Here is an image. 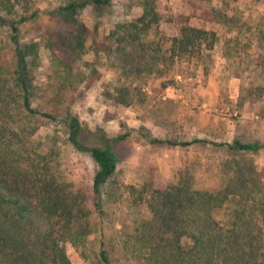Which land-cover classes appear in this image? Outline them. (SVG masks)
Returning a JSON list of instances; mask_svg holds the SVG:
<instances>
[{"label":"rangeland","instance_id":"1","mask_svg":"<svg viewBox=\"0 0 264 264\" xmlns=\"http://www.w3.org/2000/svg\"><path fill=\"white\" fill-rule=\"evenodd\" d=\"M81 1L10 0L15 14L29 18L19 26V42L28 49L21 70L34 86L32 104L58 118L32 120L30 148L39 163L32 176L41 184L55 183L62 198L70 201L77 193L81 199L69 218L53 219L72 263L98 264L105 237L113 264H139L133 254L143 235L150 229L167 237L175 233L171 212L205 216L191 204L168 203L185 182L212 195L229 185L238 188L218 199L213 221L227 229L241 205L247 210L256 204L254 216L264 234V149L238 153L225 146L236 140L264 145V70L257 66L264 59V0H153L160 23L132 40L125 33L143 15L146 0L64 10ZM0 8L6 14L7 8ZM215 13L225 20L217 22ZM183 26L215 32L207 42L214 38V49L203 62L172 57L173 39ZM11 37L8 27H0V73L10 81L20 70ZM73 116L80 120L85 145L102 146L126 135L113 145L117 173L100 198L93 193L91 155L67 143L63 121ZM151 139L209 143L181 147ZM28 156H17L18 172H31ZM251 212L246 211L248 218ZM34 214L44 231L46 211L38 206ZM142 224L150 229L142 232Z\"/></svg>","mask_w":264,"mask_h":264},{"label":"trees","instance_id":"2","mask_svg":"<svg viewBox=\"0 0 264 264\" xmlns=\"http://www.w3.org/2000/svg\"><path fill=\"white\" fill-rule=\"evenodd\" d=\"M252 1L257 3L262 0ZM110 4L111 0H83L67 5L64 10L76 13L90 5L100 8ZM12 5L10 0H6V3L0 2V6L7 8L6 14L0 8V27H8L11 30V40L15 46L20 69L18 73H14L15 77L11 81L0 73V264H73L61 237L55 235L53 219L61 222L69 218L71 216L69 211H72L75 205H79L81 199L77 193L70 201L65 197L62 198L55 183L41 184L38 183L41 180L37 179V176L35 178L32 176L39 166V163L33 159L34 153L30 148V139L36 130L31 127L32 120L41 117L57 122L58 118L51 113L36 109L32 104L31 94L34 86L28 73H22L21 70L28 49H23L19 42V26L29 18L15 14ZM215 15L219 20L217 22L225 20L222 19L224 14L215 13ZM159 23L160 15L154 1L146 0L143 15L129 25L127 30L130 34L125 33V36L132 40L135 34L146 35ZM211 31L183 26L180 37L173 39L172 57L178 61H188L189 64L191 58L203 62V58L208 56L206 52L214 49V38L207 43L210 35L215 36V32ZM257 66L264 70V59L261 63H257ZM20 113L25 115L21 117ZM63 122L68 129L67 143L79 151L89 153L96 165L93 193L95 197L100 198L103 189L110 184L117 173L119 156L113 145L124 140L126 135L109 139L102 146H89L79 139L78 117L73 116ZM151 142L181 147L209 143L204 139L180 143L151 139ZM225 146L238 153L258 152L264 149L263 144L244 143L240 140H236L234 144L227 143ZM26 153L30 155L27 159H32L33 163L28 169L31 172L24 174L22 171L18 172L16 158ZM47 163L46 161L45 168ZM189 184L185 182L179 192L180 195L169 197L168 203L173 201L174 206L178 203L177 205L184 208L187 207L186 204H191L196 208H202L205 216L198 218L194 213L187 211L177 216L173 215L176 212H171L170 220L177 221L173 228L175 233L168 237L166 234L163 235L162 231L157 232L142 224L141 231L150 229V232L146 237L143 235L139 240L140 244L137 243L138 245L134 247L133 258L139 264H264V234L261 233L260 219L254 216V211L258 210L256 204L250 205L247 209L253 211L250 218L246 215L247 210H243L244 205H241L240 210L235 211L233 218L227 223L229 227L220 229L219 224L212 219V208L220 197H226L223 195H228V192H238L239 189L229 185L230 189L227 188L225 194L221 192L212 195L194 191ZM242 197L246 199L247 196ZM38 206L47 213L48 225L44 231L33 216ZM96 206L99 214L102 215L103 204L98 201ZM98 264H113L105 237L100 241Z\"/></svg>","mask_w":264,"mask_h":264}]
</instances>
